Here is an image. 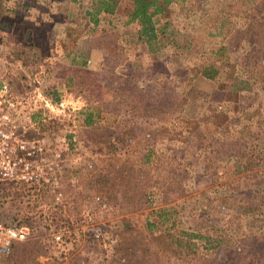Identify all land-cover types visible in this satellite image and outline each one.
Returning a JSON list of instances; mask_svg holds the SVG:
<instances>
[{"label": "rangeland", "instance_id": "rangeland-1", "mask_svg": "<svg viewBox=\"0 0 264 264\" xmlns=\"http://www.w3.org/2000/svg\"><path fill=\"white\" fill-rule=\"evenodd\" d=\"M92 1L22 0L18 28L12 14L0 22V77L34 127L56 122L62 174L36 197L8 187L0 219L49 238L60 229L43 232L50 213L69 239L64 257L23 243L6 262L264 264V0H176L160 15L167 26L153 53L131 0L95 28L83 14ZM93 105L100 119L82 126L77 112ZM103 127L125 131L113 155L94 144Z\"/></svg>", "mask_w": 264, "mask_h": 264}, {"label": "trees", "instance_id": "trees-1", "mask_svg": "<svg viewBox=\"0 0 264 264\" xmlns=\"http://www.w3.org/2000/svg\"><path fill=\"white\" fill-rule=\"evenodd\" d=\"M2 1L3 0H0V12H1L0 14H3L5 17V20L8 21L9 20L8 15L12 13H9V11L5 12L4 11L5 9H2ZM117 1L118 0H93L88 5V7L84 8L83 10L84 17L86 18L88 23L92 26V28L97 27L102 20H105L107 24L111 22V18L113 17V13H114V9H115ZM131 1L133 3V9H132L133 19L138 24V39L144 42L146 47L153 53V51L156 50L153 48V46L156 44L154 43V41H156L158 37H161L164 34L165 27L167 26V21H165L166 19L162 21L161 20L162 18L160 17V15H164V12L166 11L168 5L172 2H175L176 0H131ZM19 6L23 8L22 6H24V3L22 2V0L19 1ZM12 16L13 18L10 19L11 21L9 23H14L15 25L12 28L17 29L18 28L17 25L20 24L19 18L21 16V11L19 9L17 11H14V14ZM70 18L71 17L68 14L66 20L68 21V19ZM203 74H205L204 77L209 76L206 71H203ZM209 86L213 87V83L211 84L210 81H209ZM44 92H45V95L48 96L49 99L54 101V98H56V93L52 87L49 88V91L45 90ZM77 113L79 115L78 117L79 123L82 126L83 125L84 126L93 125L95 122H97V120L100 119V116H101L100 113L102 114L101 109L95 105H93V109H90V106H88V109L86 107L84 110L78 111ZM53 123L54 122L50 120L44 122L38 119L35 125V129L39 135L44 137L45 136L44 134H46L47 137H50L51 140L48 144L51 147V151H55L57 149V146L55 145L56 140L53 138V136L57 132V129L54 127V124L56 125V122L54 124ZM103 128H104L102 129L103 133L102 131L99 132V135L97 137V140L99 141L97 142L98 144L95 142L94 144L96 148L97 146H100L101 149L102 147L107 148V150L104 149L103 152L113 155L114 152H116L115 149L117 150L118 148L117 141L119 138L122 137L121 135L125 134V131L124 130L122 131L109 130L110 129L109 127H103ZM119 134L120 136L118 137L117 135ZM67 143H69L71 146L74 145V142H71L70 140H68ZM67 145L68 144H66L65 146L67 147ZM75 172L77 173V176L79 177L82 175L81 173L82 170L78 171L77 169H73V173ZM59 176H60L59 180H61L62 174H60ZM89 182H90V179H88V183ZM20 185L22 186L20 187L21 194L27 197H32L33 195L34 197L39 196L42 193H44L45 190H49L50 188L48 185H44L42 183L20 184ZM91 186L94 187L95 190H97V188L94 185H91V183L88 185V188H90ZM6 190L7 189H5V191L2 194H6L7 193ZM57 208H59V206ZM29 212L36 213L37 210L29 209ZM41 218L43 221V224H42L43 232L50 233L49 232L51 230L50 227L52 228L54 227V229L56 230L60 228L57 231L59 233L61 231L59 240L55 241L53 238V234H51L49 238H47L46 236L41 238L39 237V235H33L35 228L29 221H25L24 224H26L30 230V237L24 242H21V241L13 242V244L11 245V250L13 251L15 248L16 249L18 247L20 248L21 244L27 243V244H32L33 246H36L38 248L36 251H38V253H41L42 255H46V254L50 255V251L54 250V254H58L59 256L64 257V253L66 251L67 245H69V239L68 237H65L64 234H62V231H64V228L61 227L62 223L61 221H59L60 219L55 220L53 214H50V213L48 214L41 213ZM0 220L3 221L2 219ZM58 221H59V224L57 223ZM5 223L18 224V223H23V222L17 221L16 223H13V222L12 223L5 222ZM65 226L69 228L68 223L66 221H65ZM174 240H177L178 244L179 245L182 244V247L184 248L186 246L189 247L192 244V241L190 240L188 236L182 237V239L177 236ZM19 248L17 250H19ZM17 250H16V253H17ZM242 252L246 253V251L244 250V246L241 245L237 249V255H240ZM234 258L235 260L239 259L237 257H234ZM240 261L242 262V264H255V263H252L253 261H249L246 257L243 259H240ZM88 262L89 261H86V264H88ZM230 263H232L231 260L226 262V264H230ZM93 264H100V263L95 262Z\"/></svg>", "mask_w": 264, "mask_h": 264}, {"label": "built area", "instance_id": "built-area-1", "mask_svg": "<svg viewBox=\"0 0 264 264\" xmlns=\"http://www.w3.org/2000/svg\"><path fill=\"white\" fill-rule=\"evenodd\" d=\"M23 104V98L0 77V193L14 184L52 186L58 181L59 152L49 150L47 140L37 133ZM91 230L93 237L100 234L98 226ZM29 237L26 224L0 220V264H11L6 262L11 245ZM53 238L58 241L60 234L53 233Z\"/></svg>", "mask_w": 264, "mask_h": 264}, {"label": "crops", "instance_id": "crops-1", "mask_svg": "<svg viewBox=\"0 0 264 264\" xmlns=\"http://www.w3.org/2000/svg\"><path fill=\"white\" fill-rule=\"evenodd\" d=\"M20 0H18V2H19ZM16 3V6L15 7H13V9H12V7H10L9 5H10V0H3L2 1V9H5L4 11L5 12H8L9 11V13H12V15L14 14V11L16 10H21V7L19 6V3ZM30 2V1H29ZM30 4H31V2H30ZM25 6H26V4H24V6H22L23 8H25ZM27 6H29V3H27ZM1 13V12H0ZM22 13V12H21ZM49 14H46V16H48ZM60 15H61V20H66L67 19V16H68V13H65V12H61L60 13ZM42 16H44V15H39V19H41L42 18ZM21 17H22V14H21V16H20V18H19V21L21 20ZM44 18V17H43ZM33 19H37V16H36V18H34L33 17ZM5 21V17H4V15L3 14H0V22H2V25H3V22ZM67 21V20H66ZM60 24V23H59ZM67 23L65 22L64 24H63V27H62V29H63V31H65V30H67V27H64V25H66ZM60 26H62L61 24H60ZM38 35V34H37ZM79 68H83V67H80V66H77V69H79Z\"/></svg>", "mask_w": 264, "mask_h": 264}]
</instances>
